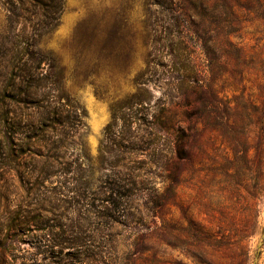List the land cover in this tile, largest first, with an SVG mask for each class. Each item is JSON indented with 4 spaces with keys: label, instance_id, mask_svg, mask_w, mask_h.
Masks as SVG:
<instances>
[{
    "label": "trees",
    "instance_id": "16d2710c",
    "mask_svg": "<svg viewBox=\"0 0 264 264\" xmlns=\"http://www.w3.org/2000/svg\"><path fill=\"white\" fill-rule=\"evenodd\" d=\"M63 1L0 0L11 33L8 38L0 36V77L4 78L0 86V213L9 210L5 211L9 219L0 217V264L11 257L16 242L2 232L14 234L26 224L16 219L19 206L15 200L9 207L1 205L7 202L8 192L13 198L18 196L17 185L21 190L32 174L25 171V151L13 140L24 129L30 134L26 138H34V191L40 192L44 183L54 180L52 184L59 187L53 186L46 194L64 206L53 204L52 211L79 212L86 234H98L86 235L84 240H99L98 248L128 242L132 249L129 262L137 264L152 241L169 250L177 248L178 221L172 211L178 206L182 165L186 161L195 166L199 175L211 166L210 154L215 149L210 132L223 131L227 139L229 151L221 159L227 163L230 178L249 180L255 171L259 182L264 176V88L260 79L254 80L257 95L240 97L241 101L221 96L224 91L217 87L227 81L232 60L240 58L234 65L248 66L245 57L254 48L232 38L253 21L261 25L264 35V0L169 1L166 10L176 14L177 29L164 27L165 37L152 43L159 56L150 55L136 74L135 92L111 105L110 122L98 149L101 176L96 180L81 141L86 133L83 111L64 94L55 57L40 49L41 39L59 24ZM153 6L162 4L154 2ZM204 23L207 30L200 29ZM191 39L199 44L203 65L193 58ZM242 74L239 78L244 81ZM151 90L160 96L154 98ZM33 97L34 121L21 125L15 109L6 107L27 105ZM237 118L256 132L239 135L234 130ZM116 152L125 157L113 161ZM157 180H161L160 187ZM8 182L14 191L8 190ZM198 233L210 231L201 227Z\"/></svg>",
    "mask_w": 264,
    "mask_h": 264
},
{
    "label": "rangeland",
    "instance_id": "374dc122",
    "mask_svg": "<svg viewBox=\"0 0 264 264\" xmlns=\"http://www.w3.org/2000/svg\"><path fill=\"white\" fill-rule=\"evenodd\" d=\"M169 1L178 2L64 0L58 26L41 39L40 49L55 57L58 70L62 72L64 94L83 111L82 123L86 133L81 141L93 169L94 180L101 176L96 159L103 130L110 122L111 105L135 92L134 77L144 69L150 55L159 56L153 49V41L165 37L166 27L177 29L176 14L166 10ZM154 2L161 3L162 7L153 6ZM7 17L0 7V36L8 38L11 33ZM205 24L200 29L207 30ZM232 40L242 41L254 49L245 57L248 61L246 68L234 65L241 62L240 58L231 61L227 81L217 87L224 91L221 96L241 101L240 97L247 99L257 95L255 78L260 79L264 88L262 27L257 21L247 23ZM190 45L194 60L203 65V55L196 39H191ZM241 71L244 81L239 78ZM3 81L4 78L0 77V86ZM151 92L154 98L160 96L157 90ZM46 93V90L42 91V94ZM12 107L6 108L10 111L15 109L13 113L21 125L34 121V97L27 100V105ZM221 121L225 124L218 119L220 124ZM234 130L239 135L256 132L247 125V121L239 118ZM210 133L214 144L212 149H215L210 154L211 166H206L204 174L199 175L195 166L186 161L182 165L178 206L172 211L178 221L177 248L169 250L152 241L149 251L138 257L137 264H264V176L259 182L255 171L249 180L230 178L227 163L221 159L229 151L227 139L221 134L223 131ZM29 135L24 129L13 140L25 151L22 155L25 171L30 170L32 176L34 138H26ZM124 157L116 152L113 161ZM31 176L21 190L17 185L18 196L13 198L8 192L7 202L2 201L1 204L9 207L15 200L19 206L16 219L26 222L14 234L2 232L7 239L11 237L16 241L14 252L4 264H131L132 249L128 248V242L119 243L117 247L106 245L101 249L98 248L99 240L85 241L84 237L91 234H86V223L79 212L72 209L53 212L51 209L53 204L64 206L56 203L51 194H46V190L59 187V184H52L54 180L44 183L39 187L41 195L34 191V177ZM9 184H6L8 190L14 191ZM156 184L160 187L161 180ZM5 211L9 210L6 208L0 213L4 221L9 219V212ZM191 223L194 225L192 228ZM201 227L209 230L210 234H199ZM91 236L97 237L98 234Z\"/></svg>",
    "mask_w": 264,
    "mask_h": 264
}]
</instances>
